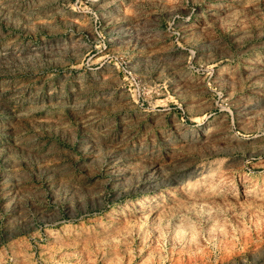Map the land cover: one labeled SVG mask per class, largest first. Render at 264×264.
Listing matches in <instances>:
<instances>
[{"label": "rangeland", "instance_id": "374dc122", "mask_svg": "<svg viewBox=\"0 0 264 264\" xmlns=\"http://www.w3.org/2000/svg\"><path fill=\"white\" fill-rule=\"evenodd\" d=\"M0 264H264V0H0Z\"/></svg>", "mask_w": 264, "mask_h": 264}]
</instances>
